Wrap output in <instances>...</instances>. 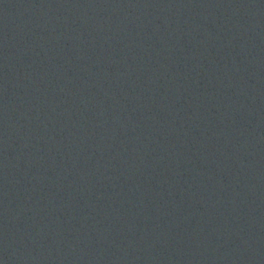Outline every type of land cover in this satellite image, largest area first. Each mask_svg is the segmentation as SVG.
Masks as SVG:
<instances>
[{
    "label": "water",
    "instance_id": "water-1",
    "mask_svg": "<svg viewBox=\"0 0 264 264\" xmlns=\"http://www.w3.org/2000/svg\"><path fill=\"white\" fill-rule=\"evenodd\" d=\"M0 264H264V0H0Z\"/></svg>",
    "mask_w": 264,
    "mask_h": 264
}]
</instances>
